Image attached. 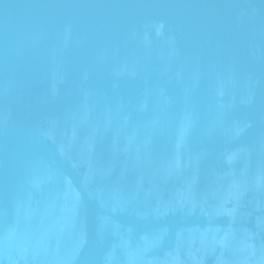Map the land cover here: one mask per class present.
<instances>
[{
    "label": "water",
    "instance_id": "95a60500",
    "mask_svg": "<svg viewBox=\"0 0 264 264\" xmlns=\"http://www.w3.org/2000/svg\"><path fill=\"white\" fill-rule=\"evenodd\" d=\"M0 264H264V0H0Z\"/></svg>",
    "mask_w": 264,
    "mask_h": 264
}]
</instances>
